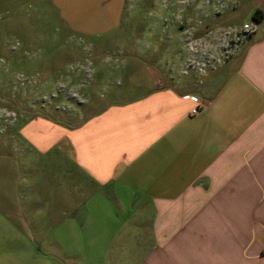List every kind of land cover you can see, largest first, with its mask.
<instances>
[{
  "label": "crops",
  "instance_id": "crops-1",
  "mask_svg": "<svg viewBox=\"0 0 264 264\" xmlns=\"http://www.w3.org/2000/svg\"><path fill=\"white\" fill-rule=\"evenodd\" d=\"M243 1L263 15L221 67L180 72L187 40L218 27L165 8L140 40L165 50L157 66L142 58L147 92L77 126L8 127L0 264H264V0Z\"/></svg>",
  "mask_w": 264,
  "mask_h": 264
},
{
  "label": "rangeland",
  "instance_id": "rangeland-1",
  "mask_svg": "<svg viewBox=\"0 0 264 264\" xmlns=\"http://www.w3.org/2000/svg\"><path fill=\"white\" fill-rule=\"evenodd\" d=\"M65 3L70 7L69 19L63 18L62 8L52 0H0V11L6 13L0 25V182L1 151L12 149L8 127L35 116L77 126L107 102L127 101L152 87L149 78L141 75L142 58H152L157 66L165 50L140 40L157 12L196 10V23L218 27L204 44L187 40L189 57L180 67L185 75L221 67L241 45L236 48L232 42L233 30H242L245 23L255 25L243 0ZM114 10L120 13V25L102 32L101 22L113 21ZM166 51L181 54L185 50ZM200 55L203 62L198 64Z\"/></svg>",
  "mask_w": 264,
  "mask_h": 264
},
{
  "label": "built area",
  "instance_id": "built-area-1",
  "mask_svg": "<svg viewBox=\"0 0 264 264\" xmlns=\"http://www.w3.org/2000/svg\"><path fill=\"white\" fill-rule=\"evenodd\" d=\"M255 33H256V29L253 25L245 24L242 30H236V29L233 30L232 34H233L234 38H233L232 42L236 45V48H237L239 46V44L244 43V41L249 39ZM192 113H193V115H196V114H198V111L194 110Z\"/></svg>",
  "mask_w": 264,
  "mask_h": 264
},
{
  "label": "trees",
  "instance_id": "trees-1",
  "mask_svg": "<svg viewBox=\"0 0 264 264\" xmlns=\"http://www.w3.org/2000/svg\"><path fill=\"white\" fill-rule=\"evenodd\" d=\"M262 15H263L262 12H259V11L256 12L254 17H253L254 22H259L260 21V16H262Z\"/></svg>",
  "mask_w": 264,
  "mask_h": 264
},
{
  "label": "flooded vegetation",
  "instance_id": "flooded-vegetation-1",
  "mask_svg": "<svg viewBox=\"0 0 264 264\" xmlns=\"http://www.w3.org/2000/svg\"><path fill=\"white\" fill-rule=\"evenodd\" d=\"M210 46H212V42L210 41ZM209 51V53L212 55V52L210 50H207V52ZM208 56V54H206ZM210 56V55H209Z\"/></svg>",
  "mask_w": 264,
  "mask_h": 264
}]
</instances>
